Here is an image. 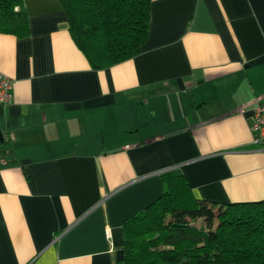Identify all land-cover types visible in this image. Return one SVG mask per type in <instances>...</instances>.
<instances>
[{
  "label": "crops",
  "instance_id": "obj_1",
  "mask_svg": "<svg viewBox=\"0 0 264 264\" xmlns=\"http://www.w3.org/2000/svg\"><path fill=\"white\" fill-rule=\"evenodd\" d=\"M0 33V264H123L165 172L217 204L264 199V0H150L135 56L92 68L59 0Z\"/></svg>",
  "mask_w": 264,
  "mask_h": 264
},
{
  "label": "trees",
  "instance_id": "obj_2",
  "mask_svg": "<svg viewBox=\"0 0 264 264\" xmlns=\"http://www.w3.org/2000/svg\"><path fill=\"white\" fill-rule=\"evenodd\" d=\"M59 1L92 68L135 56L145 40L150 0ZM28 32L23 0H0V33ZM160 177V195L123 224V264H264V199L206 202L193 196L182 175ZM197 219L204 224L191 222Z\"/></svg>",
  "mask_w": 264,
  "mask_h": 264
},
{
  "label": "built area",
  "instance_id": "obj_3",
  "mask_svg": "<svg viewBox=\"0 0 264 264\" xmlns=\"http://www.w3.org/2000/svg\"><path fill=\"white\" fill-rule=\"evenodd\" d=\"M12 80L0 71V104L11 98ZM251 129L254 134V144L264 149V100L256 101L252 109Z\"/></svg>",
  "mask_w": 264,
  "mask_h": 264
},
{
  "label": "rangeland",
  "instance_id": "obj_4",
  "mask_svg": "<svg viewBox=\"0 0 264 264\" xmlns=\"http://www.w3.org/2000/svg\"><path fill=\"white\" fill-rule=\"evenodd\" d=\"M193 224H195L196 226H202L204 224L203 221H201L200 219L197 220H192L191 221Z\"/></svg>",
  "mask_w": 264,
  "mask_h": 264
},
{
  "label": "water",
  "instance_id": "obj_5",
  "mask_svg": "<svg viewBox=\"0 0 264 264\" xmlns=\"http://www.w3.org/2000/svg\"><path fill=\"white\" fill-rule=\"evenodd\" d=\"M2 139L0 138V141H1Z\"/></svg>",
  "mask_w": 264,
  "mask_h": 264
}]
</instances>
